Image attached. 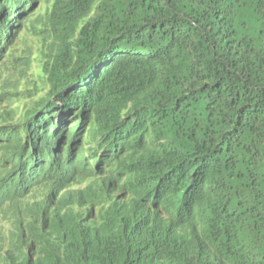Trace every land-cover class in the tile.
<instances>
[{
    "label": "trees",
    "instance_id": "1",
    "mask_svg": "<svg viewBox=\"0 0 264 264\" xmlns=\"http://www.w3.org/2000/svg\"><path fill=\"white\" fill-rule=\"evenodd\" d=\"M0 264H264V0H0Z\"/></svg>",
    "mask_w": 264,
    "mask_h": 264
}]
</instances>
